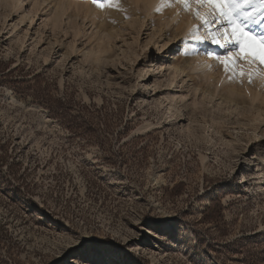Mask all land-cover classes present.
I'll use <instances>...</instances> for the list:
<instances>
[{
	"label": "rangeland",
	"instance_id": "obj_1",
	"mask_svg": "<svg viewBox=\"0 0 264 264\" xmlns=\"http://www.w3.org/2000/svg\"><path fill=\"white\" fill-rule=\"evenodd\" d=\"M18 1L0 0V264H80L76 238L98 242L94 264H264V118L204 98L264 116V65L232 78L176 3L172 19L143 0Z\"/></svg>",
	"mask_w": 264,
	"mask_h": 264
},
{
	"label": "snow or ice",
	"instance_id": "obj_2",
	"mask_svg": "<svg viewBox=\"0 0 264 264\" xmlns=\"http://www.w3.org/2000/svg\"><path fill=\"white\" fill-rule=\"evenodd\" d=\"M85 2L92 3L97 9L118 7L113 0ZM162 3L166 6L176 3L184 11L192 12L193 17L200 22V27L190 29V38L199 44L208 42L221 49L220 54L208 52L207 55L222 64L226 72L232 68V78L236 77L235 66L240 60L246 58L250 64L258 62L264 65V0H162ZM160 10V7L156 8L157 12ZM257 74L264 80V68H261L258 73L249 74V82ZM239 75L243 76L244 73ZM76 244L80 264H94L85 257L98 252V242L76 238Z\"/></svg>",
	"mask_w": 264,
	"mask_h": 264
},
{
	"label": "bare ground",
	"instance_id": "obj_3",
	"mask_svg": "<svg viewBox=\"0 0 264 264\" xmlns=\"http://www.w3.org/2000/svg\"><path fill=\"white\" fill-rule=\"evenodd\" d=\"M5 1H7V0H5ZM13 2L14 1H18V0H12ZM60 1V0H59ZM144 1V5H145V7L147 8V10L149 11L148 13H151L152 15L151 16H158V15H166L167 13H169L170 15H171V17H172V19H174L175 18V16H176V14H180L181 13V11L179 12V10H178V8H176L177 6H175V5H177V4H175L174 5V3L173 4H171V5H174V7L173 6H166L165 5V3H162V0H143ZM18 2H20V1H18ZM63 2V1H62ZM21 3V2H20ZM63 4V3H62ZM61 3H60V9H62V11H64V5H62ZM22 5V4H21ZM57 6H58V4H57ZM178 6H180L179 4H178ZM59 7V6H58ZM157 7H160L161 8V10L159 11V12H157L156 11V8ZM92 8H94V7H92ZM145 8V9H146ZM91 8L89 7V10H90ZM93 10H95V9H93ZM96 11H97V8H96ZM201 11L203 12L204 11V9H201ZM90 12V11H89ZM156 12V14H154ZM182 12H185L184 10L182 11ZM189 12V11H188ZM59 13V12H58ZM97 13V12H96ZM99 13V12H98ZM89 14H93V12H91V13H89ZM183 15V14H182ZM180 16H181V14H180ZM93 17V16H92ZM98 17H100L101 18V16H98ZM135 21V20H134ZM56 22V21H55ZM191 27H192V25L191 24H186V27H184V29L188 32V30L189 29H191ZM181 29H183V27L181 28ZM182 31H184V30H182ZM180 33V32H179ZM180 36V35H179ZM179 36H177V37H179ZM176 38V37H175ZM172 41V40H171ZM175 41V40H174ZM173 42V41H172ZM179 42L178 41H176L175 42V44L174 45H172L171 44V48H172V52H171V56H173L172 58L174 59H176L177 57H176V53H175V45L176 44H178ZM195 58H196V56H195ZM197 58H199L198 56H197ZM174 64H175V62L174 61H169V67H170V70H171V74H175L176 75V73L177 74H180L178 71H177V68L175 69L174 68ZM200 67L201 68H203V70H205V72H208V70L210 71L211 70V65H210V63L209 62H207V61H204V60H202L201 61V65H200ZM200 67H198V66H193V65H191L190 66V71H191V74H193L194 76H197V73H198V68H200ZM158 68H163V65L162 64H160L159 66H158ZM179 69H180V67H179ZM231 70H233L232 68H230ZM243 69V68H242ZM168 70V69H167ZM248 70H249V68H248ZM149 71V69L148 68H146V70H145V72H146V74H147V72ZM180 71L182 72L183 71V69L181 70L180 69ZM240 71H242V70H240ZM243 72V71H242ZM248 72V71H247ZM188 75V74H187ZM185 77H186V74H185ZM190 78V77H189ZM262 82H263V80H262ZM192 85H193V83H191ZM196 91V90H195ZM259 95V94H258ZM258 95H256V96H258ZM203 96H204V94H203ZM204 98L205 99H209V100H212L213 102H215L216 103V105H218V106H220V107H224L227 111H235V112H237L239 115H242V114H244V117L245 118H248L249 116V120L250 121H258V122H262L263 121V118H264V116L262 115V112H261V110L260 109H256L255 107H253V105H248V106H244V105H241L240 103H237L236 101H234V100H227V99H223L222 97V99H220V98H216V97H214L211 93L209 94L208 93V95H207V93H206V96H204ZM256 98V97H255ZM168 109H170L171 110V112L173 113V114H175V113H177V111H174L171 107L170 108H168ZM243 116V115H242ZM260 163H261V165H263V167L259 170V172L257 173V175H259L260 177H261V181H262V183H263V186H264V159H260ZM162 227H163V229H168L169 228V226L167 225V224H163L162 225Z\"/></svg>",
	"mask_w": 264,
	"mask_h": 264
},
{
	"label": "trees",
	"instance_id": "obj_4",
	"mask_svg": "<svg viewBox=\"0 0 264 264\" xmlns=\"http://www.w3.org/2000/svg\"><path fill=\"white\" fill-rule=\"evenodd\" d=\"M6 70L7 68H5V70L0 72L1 74L0 78L6 79L12 74L13 70H10V71H6ZM38 77H39V74L34 75L33 80L37 79ZM13 91L16 92L15 89H13ZM178 189H179V186H176L174 188L175 191ZM219 208H220L219 203L217 201H212L209 207L206 208L203 213V221L209 222V223L215 221L219 217Z\"/></svg>",
	"mask_w": 264,
	"mask_h": 264
}]
</instances>
